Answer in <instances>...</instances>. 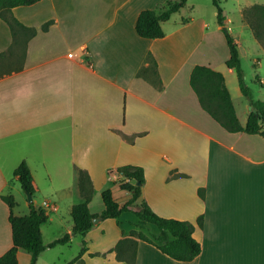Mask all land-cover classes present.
Here are the masks:
<instances>
[{"label": "crops", "instance_id": "crops-1", "mask_svg": "<svg viewBox=\"0 0 264 264\" xmlns=\"http://www.w3.org/2000/svg\"><path fill=\"white\" fill-rule=\"evenodd\" d=\"M167 1L40 0L12 9L37 34L26 43L20 69L0 76V254L13 245L10 208L1 195H8L22 160L28 162L36 186L45 178L58 186L54 201L36 206L48 213L42 225L46 244L73 229L71 209L83 199L76 166L90 173L96 190L90 209L100 213L106 188L120 203L130 197L128 191L122 201L116 197L120 186L112 183L119 176L108 175V169L135 164L145 171L140 199L160 216L193 222L194 237L202 245L195 259L179 261L139 240L135 264H264V136L228 131L203 108L190 84L198 64L221 71L240 123L246 125L253 107L243 100L237 72L226 63L224 27L230 29L234 21L226 16L222 26L201 11L206 4L217 17L207 0H187L179 16L163 22V37L140 36L139 13ZM239 6L243 17L246 6ZM49 20L53 22L44 31ZM240 26L250 27L244 17ZM252 35L254 40L234 36L242 65L246 53L264 89V47ZM13 44L11 28L0 17V53ZM258 96L264 100V91ZM120 132L141 135L132 143ZM26 212L15 214H28L30 204ZM201 215L203 226L198 223ZM58 222L65 223L64 229ZM77 237L80 250L83 240L87 242L83 264H130L118 260L113 250L124 237L116 219H100L86 235H72ZM56 247H47L37 264L70 262L48 259ZM18 261L30 264V253L19 249Z\"/></svg>", "mask_w": 264, "mask_h": 264}, {"label": "trees", "instance_id": "trees-1", "mask_svg": "<svg viewBox=\"0 0 264 264\" xmlns=\"http://www.w3.org/2000/svg\"><path fill=\"white\" fill-rule=\"evenodd\" d=\"M40 0H0V17L3 18L11 28L14 44L18 43L20 34L27 35V41L37 34V28L28 26L12 14V9L17 6L32 5ZM187 3V0H168L161 8L143 9L136 20L137 33L145 38H161L165 35L163 22L169 20L174 13L179 11ZM217 10V20L222 26L226 25V11L220 0H213ZM244 20L252 29L255 37L264 47V4H253L243 10ZM53 20L45 22L42 26L47 31ZM229 58L227 65L236 70L239 86L242 94L249 100L253 107L248 115L246 125H242L238 118L231 92L226 84L225 76L208 65H196L190 76V84L196 92L203 108L230 132H246L249 134H262L264 136V100L256 99L252 88L246 81L245 71L242 65L241 52L238 42L233 33L227 28L225 30ZM12 45V47H13ZM12 47L7 51L10 52ZM0 53V58L7 54ZM150 61H156L150 56ZM20 69V68H18ZM13 70L6 71L11 73ZM1 76V74H0ZM264 87V81L260 80ZM128 141L134 143L135 138L141 133L128 135L120 132ZM78 185L82 195V201L75 203L71 209L74 222L71 232L56 238L46 244L43 239L42 225L48 220L47 210L37 208L34 201L30 203V212L25 215L15 214L17 205L13 194L1 195V198L10 208L9 221L12 227L13 245L5 253L0 254V264H19L18 251L25 249L31 255L30 264H37L40 254L47 247H55L60 244H68L73 234L86 235L95 225L94 219L107 218L116 219L123 230L124 237L115 245L118 260L135 264L139 240H144L158 247L162 252L179 261H191L202 252L201 243L194 237L195 224L187 220L168 218L156 213L145 200H141L142 187L146 181L144 168L135 164H124L108 169V175L117 173V182L121 189L128 191L130 197L124 203L114 198L111 188L102 192L105 208L100 213H93L90 202L95 194V187L88 170L76 166ZM14 175L20 181L22 188L35 196L37 186L30 166L26 160H22L14 170ZM178 175V174H176ZM202 198H205L204 189L199 190ZM140 199V202H138ZM137 203L134 214L141 225L152 224L157 229L153 237L148 236L142 230L128 228L125 226V215L131 210V205ZM199 225L203 226V216L198 218ZM87 251V242L83 240L79 254L67 264H83L82 256ZM91 255H96L91 253Z\"/></svg>", "mask_w": 264, "mask_h": 264}, {"label": "rangeland", "instance_id": "rangeland-1", "mask_svg": "<svg viewBox=\"0 0 264 264\" xmlns=\"http://www.w3.org/2000/svg\"><path fill=\"white\" fill-rule=\"evenodd\" d=\"M198 1H205L206 0H198ZM207 2H209L213 8H216V6L213 4V0H207ZM220 3L222 5V7L225 8L226 11V16H231L234 23H230L229 26L231 27L229 30L236 36L238 37V35H240L243 39H248L249 40H254L253 35H252V31L250 29V27H246L245 30H241L242 26L241 23L243 21V17L241 15V11H240V6L239 3H241L243 6H251L253 4H264V0H220ZM181 10V9H180ZM179 10V11H180ZM179 11H177L175 14H173V17L175 16H179ZM201 11L202 12H207L208 16L212 17V20L218 23L217 17L212 16V12L206 10V4L205 6L202 5L201 6ZM225 31V29H224ZM27 39V35H23L20 34L19 38H18V43L15 44L10 52H7V54H5L4 56H2L0 58V74L3 75L6 71L9 70H13V69H18L19 67H21L22 62L24 60V57L26 55V45H25V41ZM248 44L249 42L246 41ZM253 63L249 58V55H247L246 53H244V66L243 69L247 74L246 77V81L248 83V85L252 88L253 93L255 95L256 98H259L258 93L264 89L261 87V85L259 84L258 81H256V73L254 72L255 69H253ZM147 70L144 69L143 73L146 72ZM245 74V76H246ZM231 85V83H230ZM232 91H233V95L235 96L236 93L234 92V88L232 87ZM243 100H247V98H244ZM238 105L239 102H238ZM244 113H246L244 110L242 111V115H244ZM58 182L61 181L60 177H56ZM14 184H16V186H13ZM112 186H119V183H112ZM57 187L58 186H51L49 184V181L47 182V178H45L44 182H41V186H37V192L35 193L34 196V204L37 207H42L44 200L49 199L51 201H54L53 199V195H57ZM126 192L125 190L121 189L116 191V197L119 200H123L124 198L122 197ZM63 194V192H61ZM60 193V194H61ZM8 194H13L14 197L16 198V201L18 202L17 204V208L15 211H27L29 212V199H28V195L27 192L22 188L20 181H18L15 177H13V184L12 186L9 187V192ZM93 199V198H92ZM140 202V199L139 201ZM57 204V202H54ZM18 206H20L18 208ZM131 210L129 212L126 213V217H125V226L128 228H134L136 230H142L145 234H147L150 237H153V234L157 233V229L155 228V226H153L152 224L146 223L144 225H141L138 221V218L136 217V215L134 214V211L137 209V203L132 204L131 206ZM98 208L95 207V210H97ZM62 210L66 211V208L64 207ZM26 212V213H27ZM57 225H59L61 227V229H64L65 227V223H61L58 222ZM57 229L59 228L58 226H56ZM63 227V228H62ZM60 229V228H59ZM44 232L46 235V238H48V223L45 225L44 227ZM67 233V232H66ZM64 235V234H63ZM79 236V235H77ZM79 237H77V239L73 240L72 242L68 243V244H64V245H58V247L52 249L53 251H49L51 253H48V259L50 260H54V259H67V261H70L72 259H74L80 250V245L78 243V239ZM62 250V251H61ZM45 254V253H44ZM45 256V255H43Z\"/></svg>", "mask_w": 264, "mask_h": 264}, {"label": "water", "instance_id": "water-1", "mask_svg": "<svg viewBox=\"0 0 264 264\" xmlns=\"http://www.w3.org/2000/svg\"><path fill=\"white\" fill-rule=\"evenodd\" d=\"M224 29L226 30L227 27H224ZM250 107L252 108V106H250ZM27 195H28L29 202L32 203V202L34 201V198H33L32 193L27 192ZM99 220H100V218H95V219H94V222L96 223V222H98Z\"/></svg>", "mask_w": 264, "mask_h": 264}]
</instances>
